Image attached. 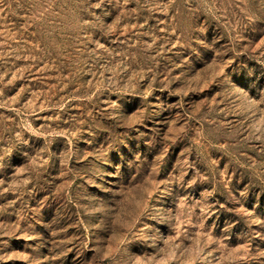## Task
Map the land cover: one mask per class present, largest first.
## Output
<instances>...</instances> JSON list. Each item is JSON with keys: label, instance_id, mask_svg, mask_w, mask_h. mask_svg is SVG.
Returning <instances> with one entry per match:
<instances>
[{"label": "rangeland", "instance_id": "rangeland-1", "mask_svg": "<svg viewBox=\"0 0 264 264\" xmlns=\"http://www.w3.org/2000/svg\"><path fill=\"white\" fill-rule=\"evenodd\" d=\"M0 264H264V0H0Z\"/></svg>", "mask_w": 264, "mask_h": 264}]
</instances>
